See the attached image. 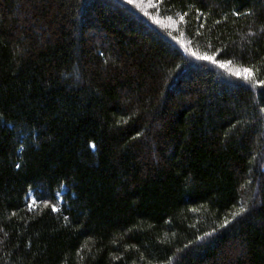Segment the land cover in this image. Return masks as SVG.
Instances as JSON below:
<instances>
[{
    "label": "trees",
    "instance_id": "1",
    "mask_svg": "<svg viewBox=\"0 0 264 264\" xmlns=\"http://www.w3.org/2000/svg\"><path fill=\"white\" fill-rule=\"evenodd\" d=\"M151 9L0 0V264H264V0Z\"/></svg>",
    "mask_w": 264,
    "mask_h": 264
},
{
    "label": "rangeland",
    "instance_id": "2",
    "mask_svg": "<svg viewBox=\"0 0 264 264\" xmlns=\"http://www.w3.org/2000/svg\"><path fill=\"white\" fill-rule=\"evenodd\" d=\"M129 1V0H128ZM133 4H135L137 7L141 8L142 10L148 12L149 14H152L151 12H149L150 10H152V6H153V0H132ZM157 22H160L162 24H164L165 26L169 27V28H174L175 27V23L174 21L170 20V19H163V20H157ZM185 52H187L188 50L185 48V44L183 42H179L177 43ZM189 52V51H188ZM28 198H29V203L30 204H34V197L32 196L31 193L28 194Z\"/></svg>",
    "mask_w": 264,
    "mask_h": 264
},
{
    "label": "snow or ice",
    "instance_id": "3",
    "mask_svg": "<svg viewBox=\"0 0 264 264\" xmlns=\"http://www.w3.org/2000/svg\"><path fill=\"white\" fill-rule=\"evenodd\" d=\"M132 2V0H129V3H131ZM241 211H244V209H241ZM225 223H227V221H225Z\"/></svg>",
    "mask_w": 264,
    "mask_h": 264
}]
</instances>
